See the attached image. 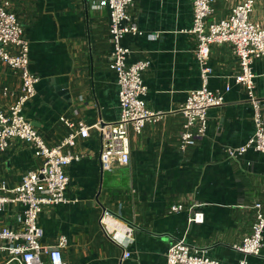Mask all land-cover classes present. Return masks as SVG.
<instances>
[{"label":"crops","instance_id":"0c3cea01","mask_svg":"<svg viewBox=\"0 0 264 264\" xmlns=\"http://www.w3.org/2000/svg\"><path fill=\"white\" fill-rule=\"evenodd\" d=\"M97 1L0 0V5L9 3L20 22L29 45V70L39 77L23 116L48 147L69 134L60 117L87 126L118 118V86L107 62L108 11L92 9ZM242 1L214 0L208 20L226 18ZM128 14L143 35H126L122 44L131 51L129 62H150L143 73L145 106L162 117L138 135L129 132L127 165L113 161L110 170H102L101 143L93 130L87 139L77 138L66 148L80 159L65 168L66 203L45 206L39 215L40 243L54 246L64 236L66 264H165L169 246L183 240L209 258L237 264L243 256L232 247L250 234L253 204L260 203L264 211V154L230 158L226 153L253 133L246 91L232 82L239 70L232 47L210 46L207 87L223 93V103L208 111L205 137L181 151L179 109L187 93L201 87L196 38L189 33L192 0H133ZM250 19L264 27V0H253ZM153 33L159 38H146ZM252 73L264 119V57L253 62ZM20 89L19 73L0 60V113L14 103ZM40 164L30 144L10 140L0 152V186L18 184ZM173 205L183 210L170 213ZM190 209L203 213L201 224H188ZM104 212L112 217L108 226L116 242L100 225ZM21 221L17 205H6L0 212V228L18 230ZM126 228L131 229L129 237ZM247 264H264V234L260 255L248 257Z\"/></svg>","mask_w":264,"mask_h":264},{"label":"built area","instance_id":"2783aa9c","mask_svg":"<svg viewBox=\"0 0 264 264\" xmlns=\"http://www.w3.org/2000/svg\"><path fill=\"white\" fill-rule=\"evenodd\" d=\"M229 1V0H224ZM214 0H192V26L189 33L196 38L195 58L200 70L201 87L187 93L180 107L183 117L178 143L179 149L194 146L205 137L208 127L207 113L223 103V93L207 87L211 68L208 66L210 46L229 44L232 47L239 70L233 76V84L243 87L252 108V136L245 144L228 148L230 158H238L248 152L264 154V119L259 100L254 95L252 64L264 57V27L250 19L253 0H243L230 9L229 15L218 21L208 20L213 14ZM133 0H99L92 9L108 11V34L111 50L107 56L108 68L116 76L119 115L114 122L98 121L92 126L73 122L64 117L59 121L69 129V134L56 146L48 147L33 126L23 116V108L35 96V85L39 77L29 70V45L23 36V28L8 2L0 5V60L20 75V94L6 112L0 113V152H4L12 139L28 143L34 157L41 164L26 173L21 181L12 186H0V212L6 205H17L22 209V221L18 230L0 228V264H66L62 250L67 239L61 236L54 246L40 243L41 231L37 221L45 206L66 203L65 190L69 178L65 168L80 157L66 151L77 138L87 139L93 130L101 143L99 160L102 170H110L113 161L120 165L129 163V132L138 135L143 127L161 119L162 113L148 110L145 106L147 88L143 73L150 65L148 60L129 62L130 49L122 44L126 35L142 36L137 24L128 14ZM149 40L159 38V33L146 35ZM9 49V50H8ZM12 49V50H10ZM230 86L224 88L228 92ZM253 223L250 234L233 250L243 258L237 264H247L248 257H258L263 248L264 211L260 203H254ZM183 210L182 205L170 207V213ZM188 224H201L203 213L190 209ZM112 217L104 212L100 225L105 235L113 241L117 237L109 230ZM125 235H131L126 228ZM129 254L125 253L124 257ZM165 264H224L209 258L204 251L188 246L183 240L172 243L165 254Z\"/></svg>","mask_w":264,"mask_h":264}]
</instances>
